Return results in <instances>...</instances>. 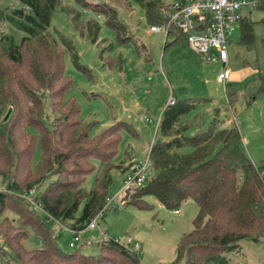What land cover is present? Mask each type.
<instances>
[{
    "label": "trees",
    "instance_id": "16d2710c",
    "mask_svg": "<svg viewBox=\"0 0 264 264\" xmlns=\"http://www.w3.org/2000/svg\"><path fill=\"white\" fill-rule=\"evenodd\" d=\"M18 1L25 8L0 10V18L23 32L14 40L0 31V118L10 107L7 118L0 120V258L19 264H138V251L112 237L99 244L96 253L84 252L77 243L62 249L45 220L76 232L85 227L112 186L111 169L119 166L112 159L120 131H135L129 122L117 119L91 132L94 120L82 119L74 98L65 96L71 79L63 73L64 53L85 69L76 63L72 43L66 39L61 43L48 29L59 0ZM134 1L148 23L165 19L160 7L167 3ZM92 6V11L98 9ZM256 7L264 9V4ZM65 12L76 28V14ZM102 13L116 38L125 41L115 10L108 7ZM260 20L264 22V15ZM93 26V32L88 27L86 35L94 42L97 23ZM178 38L183 34L175 31L169 42ZM239 38L244 44L252 40L250 20L245 17L239 21ZM262 92L264 72L245 104ZM234 95L227 98L231 110ZM192 106L191 100H173L162 109L157 126L161 137L147 149L152 175L123 204L149 209L144 196L150 194L164 208L176 209L182 200L192 199L197 211L191 228L175 243L171 264H225V252L235 249L239 239L257 241L264 233V168L256 166L243 150L236 124L217 127L218 117L203 113L194 123L196 115L186 118ZM191 127L194 132L185 134ZM36 147L38 156L32 160ZM90 172L93 177L85 186ZM31 187L33 192L25 195ZM5 210L13 212L14 218L5 216ZM28 228L40 240V247L22 244Z\"/></svg>",
    "mask_w": 264,
    "mask_h": 264
},
{
    "label": "rangeland",
    "instance_id": "374dc122",
    "mask_svg": "<svg viewBox=\"0 0 264 264\" xmlns=\"http://www.w3.org/2000/svg\"><path fill=\"white\" fill-rule=\"evenodd\" d=\"M86 1L88 4L83 0H59L50 16L48 29L61 43V39L72 43L76 63L85 69L78 68L70 54L64 53L63 73L71 79L65 96L74 98L82 119L94 120L91 132L117 119L129 122L135 131V134L120 131V141L112 159L119 166L111 169L113 181L108 195L117 189L126 166L136 162L133 156L141 159L150 142L161 137L157 129L159 114L171 100H191L192 110L186 118L196 115L194 123L200 121L199 115L203 113L205 117L212 114L220 116L217 127L236 124L242 136L243 150L256 166L262 167L264 92L245 104L258 87L259 74L264 72V22L257 19V10L251 9L247 13V18L251 19V42L242 43L239 27L235 28L227 41L226 60L222 64L217 60L200 59L182 40L169 42L171 37L164 38L162 33H145L144 28L149 23L143 9L134 0ZM160 1L170 3L172 0ZM92 4L98 5L96 11H92ZM20 7L25 8L18 0H0L3 12ZM108 7L115 10L119 34L127 38L125 41L118 40L114 30L105 23L102 12ZM64 9L76 14V28L69 22ZM98 13L101 14L99 18L96 17ZM96 23L98 28L93 42L86 31L89 27L93 32V24ZM0 31L10 34L14 40H19L23 34L3 18H0ZM164 40L167 42L165 45ZM223 69L227 70V76L218 81L217 73ZM232 93L235 95L230 110L227 98ZM194 130L195 127H191L185 134H192ZM37 156L36 147L32 160ZM93 174L90 172L85 176V186L89 185ZM44 184L45 181L40 187ZM2 185L0 176V187ZM129 198L130 194L122 202L114 200L108 203L101 217L95 218L93 234L119 238L129 236L136 240L140 248L138 264H171L177 239L192 226V218L197 211L195 202L188 198L180 203L177 212H173V209L158 205L150 194L144 196L151 204L149 209L124 205L123 202ZM3 214L10 219L15 216L6 210ZM45 220L52 228L56 226L51 219ZM54 231L58 232V229ZM65 239L66 233L62 231L56 243L62 249H71ZM21 241L26 248L41 246L30 228ZM81 249L96 253L98 245L90 244ZM225 258V264H264V242L241 238L235 249L225 252ZM0 264L19 263L12 258H0Z\"/></svg>",
    "mask_w": 264,
    "mask_h": 264
},
{
    "label": "built area",
    "instance_id": "2783aa9c",
    "mask_svg": "<svg viewBox=\"0 0 264 264\" xmlns=\"http://www.w3.org/2000/svg\"><path fill=\"white\" fill-rule=\"evenodd\" d=\"M258 4H264V0H172L160 7L165 19L147 24L144 30L145 33H162L164 38L172 37L173 33L178 31L183 34L188 49L198 55L200 59L217 60L223 64L226 60L227 41L237 28L241 17L240 9L244 6L256 7ZM100 16V13L96 14L97 18ZM226 75L227 70L223 69L217 73L216 79L222 81ZM145 118L147 119L146 116ZM262 167L264 168V162ZM152 171L151 160L147 152L141 159L130 165L121 177L117 189L113 194L105 197L104 204L89 219L86 227H94L96 225L95 218L101 217L102 211L108 203L114 200L122 202L134 188L144 184L150 178ZM32 192L33 187L29 188L25 195L28 196ZM32 204L33 207H38L36 202H32ZM173 211H177V209H173ZM59 224L71 231V237L67 242L68 246L75 245L80 239L78 232L62 223ZM107 238L98 233L94 237L85 238L84 243L99 245L105 243ZM112 239L140 251L136 240L129 236L125 238L112 237Z\"/></svg>",
    "mask_w": 264,
    "mask_h": 264
},
{
    "label": "crops",
    "instance_id": "0c3cea01",
    "mask_svg": "<svg viewBox=\"0 0 264 264\" xmlns=\"http://www.w3.org/2000/svg\"><path fill=\"white\" fill-rule=\"evenodd\" d=\"M244 8V9H243ZM251 9H254V10H257L258 11V17H257V19H260L263 15H264V9L263 8H261V7H247V6H244V7H242L241 9H240V14H241V17L240 18H242V17H245L246 19H248V20H251L250 18H247V13H249L250 12V10ZM240 21V20H239ZM239 27V23H238V26H237V28ZM236 28V29H237ZM180 40H182L183 42H184V44H185V46H186V43H185V41H184V39L183 38H178V41H180ZM187 47V46H186ZM188 48V47H187ZM227 76V75H226ZM233 105V104H232ZM230 109V108H229ZM231 110V109H230ZM231 112V111H230ZM217 117H220V116H217ZM222 118H223V116H221ZM241 134V133H240ZM241 140H242V136H241ZM133 158H134V160H138V159H136V157H134L133 156ZM129 160H131V158L130 159H128L127 161H129ZM253 162V161H252ZM124 163H126V161L124 162ZM130 167V166H129ZM129 167H127V169H126V171L129 169ZM125 171V172H126ZM187 199H184V200H182V202L183 201H186ZM157 201V200H156ZM157 203H158V205H160V206H162L158 201H157ZM177 209V208H176ZM173 211V210H172ZM177 211H178V209H177ZM177 211H173V212H177ZM55 225L56 226H54V230H55V228H57L58 229V232H55L56 233V235L57 236H59L60 235V233L63 231V233L65 232L66 233V243L68 242V240L70 239V237H71V231L70 230H68L67 228H63V227H61V226H59V224H57V223H55ZM96 226V225H95ZM95 226L94 227H92V228H88V227H83L81 230H79L78 231V235H79V237H80V240L77 242V245L79 244L81 247H86L87 246V244H85L84 243V239L85 238H87V237H94V236H96L97 234H93V232H92V230L95 228ZM264 242V233H263V235L257 240V241H255V242Z\"/></svg>",
    "mask_w": 264,
    "mask_h": 264
},
{
    "label": "water",
    "instance_id": "95a60500",
    "mask_svg": "<svg viewBox=\"0 0 264 264\" xmlns=\"http://www.w3.org/2000/svg\"><path fill=\"white\" fill-rule=\"evenodd\" d=\"M9 111H10V107H7L6 111L3 113V115L0 118L1 121H4L7 118Z\"/></svg>",
    "mask_w": 264,
    "mask_h": 264
}]
</instances>
